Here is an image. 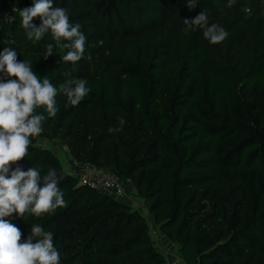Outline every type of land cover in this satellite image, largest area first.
<instances>
[{
  "label": "trees",
  "instance_id": "trees-1",
  "mask_svg": "<svg viewBox=\"0 0 264 264\" xmlns=\"http://www.w3.org/2000/svg\"><path fill=\"white\" fill-rule=\"evenodd\" d=\"M199 1L215 13L226 2ZM187 3L54 0L86 36L72 71L62 62L68 49L58 50L50 32L27 39L19 9L33 0H0V53L14 49L57 89L67 72L91 89L78 106L58 94L56 117L43 122L18 162L25 171L62 174L67 205L41 218L7 217L27 224L21 242L39 225L53 232L60 264H166L148 219L185 264H264V43L233 49L227 36L202 45L197 29L185 31ZM224 20L211 24L224 29ZM48 44L53 55L45 60ZM97 60L103 67L93 75ZM121 118L122 131L110 133ZM40 140L64 149L71 169L91 163L116 175L147 219L130 202L80 185Z\"/></svg>",
  "mask_w": 264,
  "mask_h": 264
},
{
  "label": "clouds",
  "instance_id": "clouds-1",
  "mask_svg": "<svg viewBox=\"0 0 264 264\" xmlns=\"http://www.w3.org/2000/svg\"><path fill=\"white\" fill-rule=\"evenodd\" d=\"M232 4L230 0L228 6ZM187 7L194 10L196 0H188ZM19 17L28 40L40 42L50 32L58 50L68 49L62 62L70 63L72 71L76 70L77 62L84 58L86 36L79 24L70 23L67 9L54 6V0H33L32 6L19 9ZM36 18L41 21L39 25L33 23ZM184 23L185 31L203 29L204 38L213 45L228 36L218 24L209 25L203 12L184 19ZM52 55L53 45L48 44L43 58L47 60ZM65 75L68 78L57 89L48 77L41 80L35 74L32 62L18 61L14 49L6 47L0 53V264H60L53 232L34 225L26 241L21 242V230L6 218L14 214L24 217L26 213L41 218L67 206L59 186L62 174L51 167L43 175L37 166L25 171L18 163L28 155L31 138L42 133L43 122L56 117L58 94L63 93L71 106H78L91 91L86 79L73 77L71 72ZM37 109L43 112L37 113ZM125 123L121 118L120 127L108 131L120 132Z\"/></svg>",
  "mask_w": 264,
  "mask_h": 264
},
{
  "label": "rangeland",
  "instance_id": "rangeland-1",
  "mask_svg": "<svg viewBox=\"0 0 264 264\" xmlns=\"http://www.w3.org/2000/svg\"><path fill=\"white\" fill-rule=\"evenodd\" d=\"M229 2L230 0H226L222 13H215L201 4V1L197 0L196 8L191 11L188 9L190 14L187 19L194 18L200 12L208 16L209 25L212 18L216 16L225 19L224 29L228 33V43L233 49L242 48L245 45L252 46L254 43H264V0H233L232 7L228 6ZM197 30L201 35V44L206 46L207 40L203 36V29ZM102 67L103 61L97 60L91 67V73L97 75ZM38 145L52 149L61 159L65 171H71V167L67 162V156L58 144L40 140L38 141ZM127 195L132 199L133 208L138 209V205H140L143 207L141 208L142 211H146L143 202L134 193L127 191ZM12 223L20 230L27 225L25 221H14Z\"/></svg>",
  "mask_w": 264,
  "mask_h": 264
},
{
  "label": "built area",
  "instance_id": "built-area-1",
  "mask_svg": "<svg viewBox=\"0 0 264 264\" xmlns=\"http://www.w3.org/2000/svg\"><path fill=\"white\" fill-rule=\"evenodd\" d=\"M62 151L65 153L64 149ZM72 165L75 167V169H72V174L77 176L80 185L100 190L117 200L128 201L132 205V199L128 197L125 185L116 175L91 163L76 164L72 162ZM138 207L147 219L146 211H142L141 208L143 207L140 205ZM147 222L154 246L165 256L166 264H185L180 258L176 247L170 243L163 244L158 229L148 219Z\"/></svg>",
  "mask_w": 264,
  "mask_h": 264
},
{
  "label": "crops",
  "instance_id": "crops-1",
  "mask_svg": "<svg viewBox=\"0 0 264 264\" xmlns=\"http://www.w3.org/2000/svg\"><path fill=\"white\" fill-rule=\"evenodd\" d=\"M71 169V168H70ZM69 173H72V169H71V171H69Z\"/></svg>",
  "mask_w": 264,
  "mask_h": 264
}]
</instances>
